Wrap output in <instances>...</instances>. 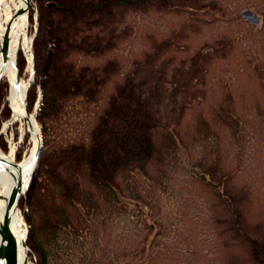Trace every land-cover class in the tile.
<instances>
[{
  "label": "rangeland",
  "instance_id": "rangeland-1",
  "mask_svg": "<svg viewBox=\"0 0 264 264\" xmlns=\"http://www.w3.org/2000/svg\"><path fill=\"white\" fill-rule=\"evenodd\" d=\"M244 9L262 16L259 25L243 19ZM37 26L36 0H28L31 72L22 51L17 72L19 79H31L25 111L37 126L36 168L45 143L36 118L43 90L37 85L33 100L30 88ZM87 34L103 35L105 49L69 50L68 58L98 75V89L92 97L69 99L50 121L46 149L53 165L67 146L88 143L97 118L127 78L149 97L154 152L142 168L119 172L110 188L96 185L84 168L56 164L65 182L77 183L72 197L60 196L49 180L28 209L35 168L16 206L29 261L38 264L26 244L27 211L48 264H264V0H146L112 9ZM7 93L2 80L4 152L8 138L1 127L11 115ZM11 131L18 141L17 123ZM29 137L18 141L16 157L29 149ZM48 233L52 238L45 245Z\"/></svg>",
  "mask_w": 264,
  "mask_h": 264
},
{
  "label": "trees",
  "instance_id": "trees-1",
  "mask_svg": "<svg viewBox=\"0 0 264 264\" xmlns=\"http://www.w3.org/2000/svg\"><path fill=\"white\" fill-rule=\"evenodd\" d=\"M36 3L38 26L33 40L35 80L30 88L33 100L36 86L43 90V104L36 118L42 125L45 143L27 190L25 204L28 209L37 205L36 191L49 180L58 187L60 196L72 197L77 183L65 182L56 164L84 168L96 185L110 188L115 185L119 172L132 167L142 168L155 148L152 135L156 120L149 109V97L144 95L140 84L127 78L117 87L108 107L97 118L89 132L88 143L67 146L68 149H63L53 165L46 149L50 121L62 113L66 101L79 95L92 97L99 85L98 75L69 59L68 51H103V35L87 33L92 32L100 20L108 18L112 9L143 6L146 0H36ZM85 27L88 32H84ZM111 44L109 38L107 47ZM20 62L21 68L22 57ZM1 147L4 151L2 142ZM16 158L19 160L20 157ZM25 221L30 224L27 246L36 255L38 264H48L47 249L35 231L28 211ZM45 238L46 245L52 234L48 233Z\"/></svg>",
  "mask_w": 264,
  "mask_h": 264
},
{
  "label": "bare ground",
  "instance_id": "bare-ground-1",
  "mask_svg": "<svg viewBox=\"0 0 264 264\" xmlns=\"http://www.w3.org/2000/svg\"><path fill=\"white\" fill-rule=\"evenodd\" d=\"M28 28V0H0V81L8 83L6 102L11 110L1 131L8 138V148L0 149V228L7 212V199L12 193L23 195L34 174V156L37 147V126L34 118L25 111L27 89L31 79L16 81L18 53L22 51L27 58L26 71L31 72V38ZM5 44V49H4ZM17 123L19 138L30 134V147L22 158L16 160L18 151L11 127ZM10 228L13 243L7 250L5 263L32 264L25 246L26 228L21 211L15 207L11 211ZM1 242V238H0Z\"/></svg>",
  "mask_w": 264,
  "mask_h": 264
},
{
  "label": "water",
  "instance_id": "water-1",
  "mask_svg": "<svg viewBox=\"0 0 264 264\" xmlns=\"http://www.w3.org/2000/svg\"><path fill=\"white\" fill-rule=\"evenodd\" d=\"M241 16L243 19L247 20L250 23L259 25L260 23V16L255 14L253 11L249 9H244L240 12ZM4 49H5V44H4ZM32 66H34V61L32 60ZM34 71V67L32 69V72ZM19 80V74L18 72L16 73V81ZM40 155V142H39V137L37 135V149L36 153L34 156V161L37 164L38 158ZM36 168V165H35ZM34 168V169H35ZM2 197V196H0ZM19 197H17L16 193H12L10 197L7 199V212L4 215V221L3 225L0 228V264H6L5 259H6V253L10 245L13 243V234L11 232L10 228V220H11V211L17 206V200ZM26 246V245H25ZM8 264H10L8 262Z\"/></svg>",
  "mask_w": 264,
  "mask_h": 264
},
{
  "label": "flooded vegetation",
  "instance_id": "flooded-vegetation-1",
  "mask_svg": "<svg viewBox=\"0 0 264 264\" xmlns=\"http://www.w3.org/2000/svg\"><path fill=\"white\" fill-rule=\"evenodd\" d=\"M261 17H262V16H260V20H261Z\"/></svg>",
  "mask_w": 264,
  "mask_h": 264
}]
</instances>
